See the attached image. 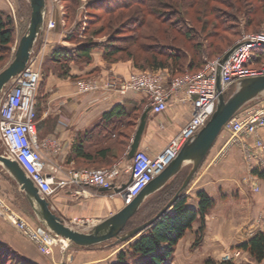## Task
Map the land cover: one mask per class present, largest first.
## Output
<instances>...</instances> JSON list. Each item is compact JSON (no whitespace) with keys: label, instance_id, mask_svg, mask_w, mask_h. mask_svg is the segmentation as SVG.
Instances as JSON below:
<instances>
[{"label":"crops","instance_id":"obj_1","mask_svg":"<svg viewBox=\"0 0 264 264\" xmlns=\"http://www.w3.org/2000/svg\"><path fill=\"white\" fill-rule=\"evenodd\" d=\"M0 10L4 8L0 7ZM58 17L57 21L60 19L63 23ZM57 46L71 52L77 47L66 40L65 32L59 25L54 31H42L33 50V56L38 53L40 66L43 64L40 94L34 107L35 136L39 142L46 139L56 141L55 151L42 150L46 171L51 172L55 166L69 170L107 168L117 164L123 171L121 181L129 182L132 158L128 157V152L142 114L146 112V118L137 151L152 157L162 151L188 122L189 101L183 92H177L169 100L167 109L156 114L147 106L143 93L129 91L122 94L102 89L79 92V79L105 81L111 76L125 78L134 73L136 68L131 61L107 65L102 50L96 48L90 52L89 63L79 65L70 62L68 74L62 76L57 65L48 57ZM116 106H123L128 112L113 116V122L117 124L115 128L108 126L105 130L104 125L95 127L101 124L104 113ZM257 136L264 145V128L257 129ZM253 141V137L247 139L249 144H253ZM78 148L82 150L80 153ZM223 150L224 154L220 155ZM83 153L88 155L82 156ZM252 164H255V160ZM251 168L244 161L238 144L227 145L225 139L217 137L184 193L187 197L185 206L189 209H197L198 191H204L213 201L204 217L201 239L194 245L201 226L197 218L185 230L163 264H211L209 260L215 264H264V259L256 262L246 251L237 248L258 232L264 231V180L252 175ZM6 189L2 185L0 192ZM17 191L26 202L22 191ZM117 191L115 187L113 191H104L97 187L71 186L56 190L46 199L52 211L68 226L86 231L124 207V200ZM169 211L172 212L171 209ZM136 238L117 244H112L111 240L91 247L68 244L59 251L53 249L49 255H45L0 223V240L13 246L33 264H117L121 252L125 253V263L131 264L129 246ZM164 247L165 244H161L158 251L162 252ZM234 250H240V255L232 262L222 263V256L232 254Z\"/></svg>","mask_w":264,"mask_h":264},{"label":"trees","instance_id":"obj_2","mask_svg":"<svg viewBox=\"0 0 264 264\" xmlns=\"http://www.w3.org/2000/svg\"><path fill=\"white\" fill-rule=\"evenodd\" d=\"M78 1L68 0L66 7L68 16H73ZM212 3L228 8L231 13ZM85 8L93 11L101 10L100 13L106 16L107 38L105 41L93 39V37H99L106 28L101 23L99 28L91 29L90 26L99 21L102 16L99 12L88 13L90 17L93 16L89 19L88 27L82 30L76 24L75 28L68 31L66 40L76 44L75 50L71 52L57 46L48 55L49 60L57 65L62 76L68 74L70 62L79 65L89 63L90 52L98 48L102 50V56L107 65L130 60L133 67L138 70L168 69L170 75L174 77L184 71L200 70L205 64L202 57L220 54L223 50L231 48L234 42L225 49L221 46L222 39H227L221 32L229 31L228 33L232 32V35L238 34L240 24H243V27L249 25L252 22L250 14H253L257 8L264 13V0H87ZM191 10H194L192 20L189 18ZM146 17L159 21L164 27L161 29L156 26L157 28L150 29L146 35H141V29L146 26ZM194 19L200 21L199 28L193 24ZM84 33L87 36L79 39V34ZM174 33L180 34L181 38L190 44V47L186 49L183 44L175 45L177 41ZM217 34L219 35L216 36ZM141 37L152 41L153 45H138L137 39ZM13 42L12 21L0 12V63L6 60L7 55L9 56ZM222 55L223 53L218 56ZM263 57V52L253 53L248 66L262 65L258 62ZM230 93H226V97ZM126 111L128 112L127 108L123 106L114 107L111 111L104 113L101 124L98 123L95 127L104 125L105 130L109 128L108 126L115 128L117 124L113 122V116L126 113ZM77 151L80 153L82 150L78 148ZM83 155L86 157L88 154L83 153ZM188 170L189 167L181 170L162 189L149 196L136 214L127 221L123 232L142 224L158 213L179 189ZM251 172L264 180V170L255 168ZM187 188L169 208L172 212L168 210L163 213L153 224L137 235L135 241L129 246L128 255L131 258V264H163L172 254L174 246L184 235L185 230L189 229L197 218L200 219L201 226L194 245L199 243L204 229V217L213 205V201L204 191H198L196 193L197 209L186 208L187 197L184 193ZM138 216H142V220L134 223L135 217ZM161 244H165V247L162 252H159ZM237 248L246 251L256 262L262 261L264 259V231L258 232L247 242L239 244ZM118 258L117 264H127L124 261L125 253H119ZM0 264L33 263L22 257L8 243L0 240Z\"/></svg>","mask_w":264,"mask_h":264},{"label":"built area","instance_id":"obj_3","mask_svg":"<svg viewBox=\"0 0 264 264\" xmlns=\"http://www.w3.org/2000/svg\"><path fill=\"white\" fill-rule=\"evenodd\" d=\"M45 17L43 32L51 30L55 25L53 19ZM233 46L234 49L223 62L220 56L206 61L200 70L185 71L174 77H169L166 70L162 69L134 72L125 78L111 76L105 81L95 78L77 81V89L82 93L98 89L122 94L129 91L143 93L147 106L156 114L165 111L172 95L180 91L190 103L188 122L162 151L152 157L140 151L135 153L129 168L131 180L127 183L121 181L123 171L117 164L107 168L69 170L55 166L51 172L46 171L42 150L55 151L56 141L46 139L39 142L35 136V95L40 81L38 53L35 56L31 54L25 68L11 80L0 96V140L4 147L3 153L20 165L44 197L71 186L97 187L106 191H113L115 187L127 204L176 157L183 144L205 125L215 109L217 82L220 92L226 95L229 88L239 80L264 75V64L248 66L253 49L264 48V32L246 33ZM259 128H264V101L261 104L246 105L223 126V131L232 135V143L240 146L248 160L256 162L259 157L256 151L264 147L257 136ZM249 137L254 138L253 144L247 142ZM0 216L41 254L49 255L56 243H62L60 238L44 228L31 226L2 200ZM240 253V250H234L232 254H225L222 260L232 261Z\"/></svg>","mask_w":264,"mask_h":264},{"label":"water","instance_id":"obj_4","mask_svg":"<svg viewBox=\"0 0 264 264\" xmlns=\"http://www.w3.org/2000/svg\"><path fill=\"white\" fill-rule=\"evenodd\" d=\"M27 2L30 9L28 25L18 41L12 60L0 71V95L10 84L11 80L25 68L43 31L46 0H27ZM234 47L232 46L223 53L221 62L226 60ZM217 92L214 112L205 125L183 144L176 157L137 196L125 204L120 211L86 231H80L68 226L61 217L56 215L50 208L46 197L38 192L37 187L26 176L15 160L2 153L0 154V167L22 191L39 225L52 235L66 240L68 244L77 247H91L111 240L112 244L125 242L139 235L169 210L179 195L190 184L223 130V126L249 103L264 99V75L239 80L227 97L220 92L219 83L217 82ZM145 118L146 112L142 114L135 131L128 152L129 158H133L137 152ZM187 166H189V170L181 186L162 209L149 220L123 232L127 221L136 214L143 202L149 196L162 189L168 181ZM101 189L105 191V189Z\"/></svg>","mask_w":264,"mask_h":264},{"label":"rangeland","instance_id":"obj_5","mask_svg":"<svg viewBox=\"0 0 264 264\" xmlns=\"http://www.w3.org/2000/svg\"><path fill=\"white\" fill-rule=\"evenodd\" d=\"M0 1H2V2H0L1 3L0 7L4 8V10H0V12L4 13L5 15H7L11 19L12 25L14 28V42H13V45L11 46L9 56L7 55L6 60L3 63H0V71H1L12 60L16 46L18 44V41H19L20 37L26 31L28 21H29L30 9H29V4H28L27 0H0ZM253 1H255V0H253ZM46 3H47V6H46L45 16H47L48 20L53 19L55 22L54 27L51 30H48L47 33L54 31L58 25H59L60 29L64 30L66 37L68 36V31L75 28L76 24L79 25V28H81L83 30L85 27H88L89 19L93 18V16L90 17L88 13L92 14V13H98L99 12V15L102 16L99 21L94 22V24L90 26L91 29L99 28L101 23L104 25L106 24L105 23L106 16H103L102 13H100L101 10H94L93 11L92 9L90 10V9L85 8V6L87 4V0H79L78 1V5L76 7V11L74 12L73 16H71V15L68 16V11L66 9V7L68 5V0H46ZM212 5H215L216 7L220 8L226 12L230 11V10H228V8H226L222 5H218L217 3H212ZM193 12H194V10L190 11L191 14L189 15L190 16L189 18H191V20H192V17L194 18ZM230 13H231V11H230ZM58 15L63 20V23L60 21V19L57 21V19L59 18ZM250 17H252V22L249 25H247L246 27H243V24H240L239 30L237 29L238 34L232 35V32H231V34L228 33L229 31L224 32V33L221 32L228 39L227 40L225 38V40H223L221 38L222 39L221 46L224 49L229 44H232L233 42L235 43L236 40H238L240 37H242L246 33L264 32V13L261 12L260 8H257L253 14H250ZM58 22L61 23L62 26H60L61 24H57ZM193 24L195 26H197V28H199L201 26L199 20L194 19ZM230 24H232V23H230ZM156 26H159L161 29L164 27V26L160 25L159 21H156L154 19H150L149 17H146V26H144L143 29H141V32H142L141 35L142 34L146 35L147 33H149L150 29L153 30V29L157 28ZM105 28L106 29L103 30V33L99 37H93V39L96 41L97 40L98 41H105L107 38V30H108L106 25H105ZM219 34H217L216 36H218ZM174 35H176V41H177L175 43V45L183 44V46L185 45L184 47H186V49L188 47H190V44L186 43V41L181 38L180 34L174 33ZM85 36H87V34H85V33L79 34V37H80L79 39H84ZM216 36H215V39H216ZM229 40H230V43H229ZM215 41L216 40H214V42ZM137 42H138V45H140V44H148V45L152 44L153 45L152 41L145 40L144 37L137 39ZM164 43H166V42H164ZM225 50H227V49H225ZM225 50H223L222 52L220 51V52L224 53ZM260 52L264 53V48L253 49V53H255V54L260 53ZM220 54L216 53L215 55L204 56V57H202V59L204 62H206V61L218 58L219 57L218 55H220ZM128 61H130V60H128ZM258 63L264 64V57ZM36 65H37V63H36ZM252 66H256V65H252ZM41 67H42V69H41ZM42 70H43V64L40 66V79L42 76ZM165 70L168 73L169 77H173L170 75L168 69H165ZM141 71H149V70H138V69H136L135 72H141ZM39 83H40V81H39ZM233 87L234 86L230 87L228 92H231L233 90ZM39 89H40V86L38 84V87L36 90V95H35V103L38 102V96L40 94ZM259 102H261V100L251 102L248 105L259 104ZM219 137L225 139L227 145L228 144H234V143H232L234 138L232 137L231 134H229L225 130L221 131ZM3 152H4V147H3L1 140H0V154H2ZM256 152L261 159V163L259 162V157H258V159H256L257 161L255 162V164H252V162L254 160H248L245 157L244 152L242 151L244 161L248 164L249 167H252L251 170H253L255 168L258 170H264V147L261 151H256ZM187 169H188V167H187ZM251 174H252V172H251ZM250 184H251V182H250ZM2 185L6 186L7 189L2 190L0 192V200H2L5 203V205L7 204L10 208H12L13 211L18 213L31 226L32 225L40 226L39 223L37 222L32 210L28 207L27 203L22 199V197H20V193L17 191L19 189L17 187V185L7 176V174L0 167V189H1ZM252 186H254V185H252ZM254 189L257 190V188H255V186H254ZM141 220H142V216L141 217L140 216L135 217L134 223L140 222ZM0 223H4L8 228H10V230L12 231L13 234L17 235L18 237L24 238L16 231V229H14L12 227L11 224H9V222L5 218H3L1 216H0ZM62 245H63V243H59V242L56 243L52 247L51 252L53 251V249H55L57 251L61 250V248H63ZM67 246H68V243H67V245H65V247H67ZM11 247H13V246H11ZM13 249L16 252H18L14 247H13ZM223 257H224V255L222 256V258ZM222 258H221L222 263H225L222 260ZM234 259H232V261ZM232 261H229V262H232ZM210 262H211V264H215L212 260H209V263Z\"/></svg>","mask_w":264,"mask_h":264},{"label":"bare ground","instance_id":"obj_6","mask_svg":"<svg viewBox=\"0 0 264 264\" xmlns=\"http://www.w3.org/2000/svg\"><path fill=\"white\" fill-rule=\"evenodd\" d=\"M256 49H257V48H256ZM61 241H62L63 245H67V241H66V240L61 239ZM63 245H62V246H63Z\"/></svg>","mask_w":264,"mask_h":264}]
</instances>
